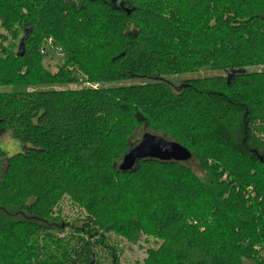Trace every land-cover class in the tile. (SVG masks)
Segmentation results:
<instances>
[{"label": "trees", "instance_id": "16d2710c", "mask_svg": "<svg viewBox=\"0 0 264 264\" xmlns=\"http://www.w3.org/2000/svg\"><path fill=\"white\" fill-rule=\"evenodd\" d=\"M13 23L0 132L24 150L0 146V264H119L110 236L160 241L143 264H264V0H0ZM145 134L191 159L121 171Z\"/></svg>", "mask_w": 264, "mask_h": 264}, {"label": "rangeland", "instance_id": "374dc122", "mask_svg": "<svg viewBox=\"0 0 264 264\" xmlns=\"http://www.w3.org/2000/svg\"><path fill=\"white\" fill-rule=\"evenodd\" d=\"M12 28H4L0 24V50L4 48H12L17 51V47L22 36L18 34L19 23H13ZM44 48V49H43ZM42 60L43 66L46 70L51 73H56L58 70L67 65L66 54L63 49L55 43L53 38H47L44 40L42 45ZM259 68L258 70H263ZM212 72L203 71L200 73L201 76L213 75ZM170 81L177 86L180 78L172 77ZM87 86H89L87 84ZM77 88L76 85L71 86ZM245 137V130L243 122L237 132L238 141L242 142ZM0 146L8 154L14 155L19 152H23V144L17 142L10 133L3 134L0 132ZM63 216H74L76 215L75 207L65 199L61 204ZM63 236V235H62ZM160 241L154 237H142L137 244H130L126 240L110 236V245L117 247V255L119 258V264H143L147 257V251L151 248H157ZM111 250H98V257L100 264H112L111 262Z\"/></svg>", "mask_w": 264, "mask_h": 264}, {"label": "water", "instance_id": "95a60500", "mask_svg": "<svg viewBox=\"0 0 264 264\" xmlns=\"http://www.w3.org/2000/svg\"><path fill=\"white\" fill-rule=\"evenodd\" d=\"M191 157V152L182 145L156 135L145 134L139 144L132 147L124 156L119 169L126 172L131 171L138 161L144 159L184 162L190 160Z\"/></svg>", "mask_w": 264, "mask_h": 264}]
</instances>
